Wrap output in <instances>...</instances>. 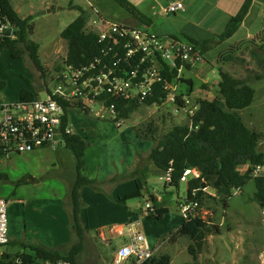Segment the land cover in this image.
Listing matches in <instances>:
<instances>
[{
    "label": "rangeland",
    "instance_id": "rangeland-1",
    "mask_svg": "<svg viewBox=\"0 0 264 264\" xmlns=\"http://www.w3.org/2000/svg\"><path fill=\"white\" fill-rule=\"evenodd\" d=\"M17 3H20V0H11L12 7H15ZM24 3L28 5L30 1L26 0ZM45 6L41 0H36L37 11L32 15L34 30L29 37L30 41L39 44L43 75L36 70L26 54L21 60H14L3 53L0 56V82L4 83V90L0 92V102H16L18 93L23 88L32 91L38 99H46L45 91L53 87L56 68L60 67L67 53L66 44L60 38V32L77 18L78 7L88 11L90 16L97 12L114 22L146 30L144 25L137 23L113 0H48V7ZM254 17L250 19L249 27L247 26L248 33L246 30H240L230 39V44L240 45L242 51L235 52V54H232L234 49L225 51L222 63L217 64L218 53L231 46L228 47L229 44L216 45L203 56L202 64L198 62L191 71H184L185 80L192 81V90L186 82H180L178 92L187 93L191 105L200 99L212 100L218 95L219 70L226 71L233 77L247 82L255 91L254 101L251 106L239 114L250 129L261 134L259 149L264 151V41L258 48L254 44L256 40L253 41L248 37V35L257 37L261 33L263 35L260 39L264 38V7L261 15ZM167 19L172 20L173 15ZM68 117L72 132L85 138L89 144V149L84 156L87 163L86 173L89 176L92 175L97 181H102L97 178H105L110 170L112 165L110 158L117 164L116 161H119L116 158L128 159L129 153L136 151L141 154L147 149L151 150L156 144L157 141L139 139L134 132L135 128L146 130L147 126L151 125L152 129H156L154 137L158 140L172 126L185 122L183 116L175 112L170 104L140 106L128 119L118 120L121 123L119 128L116 126L115 118H110L106 110L100 111L98 106H94L93 113L89 115L79 114L72 110ZM64 154L60 156L59 164L66 163L70 155L72 156L70 151H64ZM46 157L47 159H42L38 153L34 152L23 153L20 156H14L9 163L0 167L7 173L3 182V185L8 187L7 196L8 194L15 195L9 203L10 206H22L17 201L21 197L25 206L24 210L27 212H30L31 205L41 204L40 194L43 192L40 191L39 174L48 168L51 160L57 162V155L48 153ZM136 166L139 168L136 169L145 177L150 172L158 176L151 175L148 181L140 178V182L137 180L141 195L128 199L129 212L118 210V208L114 210L104 197L96 196L92 190L86 188L83 199L89 208L85 209L84 217L87 218L92 235L89 234L90 245L87 247L85 244L79 256V264H113L115 240L118 241L119 237L116 236L117 233L114 237L104 234L106 237L101 239L98 237L99 233H95L98 230L96 228L100 227V224L106 225L108 226L105 229L106 232L111 226L114 228L121 226L124 224L123 221L121 219L112 220L111 215L122 217L123 214L128 220L130 213L135 215L131 221L138 222V230L152 247L155 246L157 255L169 256L170 264H264V209L254 200L256 189L252 180L240 191L233 192L226 208L223 207L222 202L218 201L220 199L213 190L204 189L209 197H206L202 206H199L197 215L210 225L217 227L219 233L206 238L205 246L195 261L188 253L189 240L182 236H171L182 223L177 203L186 197L187 182L181 181L178 189L165 187L164 174L153 170L154 166L145 153L138 157ZM240 170L244 171L243 168ZM47 172L49 175L50 170L47 169ZM192 177L193 175H188L187 181ZM35 184L38 185L35 186ZM119 185L123 188L133 186L132 192L138 191L134 182L123 181ZM120 191L119 187L115 189L114 199H117ZM52 192L58 196L62 191L52 189ZM151 195L158 203L168 208V213L156 222L147 218L148 212L145 208L146 203L153 204L150 200ZM52 205L58 207L59 202L55 201ZM10 225L14 239L18 241L19 222L15 223L12 220ZM65 234L64 241L70 240L71 234L67 235L66 232ZM44 235L49 241L60 244L57 231L56 237H53V232L48 230L44 232ZM13 247H6L7 251ZM4 249L5 247L1 248L2 252ZM20 251L17 250L16 253ZM5 253L7 252L4 251L3 254ZM16 253H10L12 261Z\"/></svg>",
    "mask_w": 264,
    "mask_h": 264
},
{
    "label": "trees",
    "instance_id": "trees-1",
    "mask_svg": "<svg viewBox=\"0 0 264 264\" xmlns=\"http://www.w3.org/2000/svg\"><path fill=\"white\" fill-rule=\"evenodd\" d=\"M124 12L129 14L137 23L146 24L149 19L140 13L134 5L127 0H113ZM252 0H245L237 14L230 18L224 31L214 38L202 41H191L201 56L211 51L216 45L223 43L233 36L245 18ZM79 15L61 32L60 38L65 42L67 53L64 59L67 65L80 67L89 64L99 52L97 36L87 32L85 27L90 16L89 12L81 7L77 8ZM0 16L6 17L17 28V38L9 40L0 38V56L4 53L11 59L21 60L27 55L40 74L44 69L39 56V44L30 41L29 37L34 30L33 17L29 15L21 18L15 12L10 0H0ZM264 40V38L262 37ZM264 57V56H263ZM60 67L56 68L58 72ZM170 80V78H169ZM192 90V81L181 79ZM4 90V83L0 82V92ZM46 91L50 93V88ZM187 95V93H186ZM164 94L157 89L155 97L145 101L146 106H153L156 102L162 105ZM255 91L244 80L219 70L218 95L212 100L200 99L194 104L198 109L184 123L172 126L168 131L157 138L154 137L156 129L148 125L146 130L134 129L136 136L141 140L156 142L149 152V160L161 174L169 173L170 182L165 187L178 189L183 174L187 170L196 171L198 176L192 177L186 186V204L197 202L198 208L202 206L208 193L204 189H211L223 203L228 206V200L234 191H240L249 181L255 185L254 200L264 209V151L259 149L261 134L250 129L243 121L239 112L251 106L254 101ZM35 94L28 89H21L18 100L31 102ZM106 104L115 105L116 118L128 119L140 106L139 103L128 102L122 99L107 98ZM182 105V103H179ZM180 107V105H178ZM75 110L79 114L89 115L88 110L65 109V116L61 125V142L65 149L69 150L75 159V175L68 181V189L65 195V205L69 209V226L71 241L67 245L58 248H47L43 245L12 243L8 246L18 247L22 250L14 255L3 254L0 264H43L49 262H68L79 264V256L84 250L85 244L90 245L88 230L81 218L82 203L80 191L84 186H92L93 181L82 174L84 169V153L89 144L86 139L72 131L67 134L69 124L68 114ZM241 167H245L243 172ZM262 169L255 175L257 169ZM6 179V176L3 175ZM205 185L202 187V185ZM140 197L138 191L126 195V199ZM211 198V197H210ZM153 212L147 210V218L156 222L168 213V208L150 197ZM179 204V203H177ZM219 230L210 225L200 216L182 220L181 225L171 236H182L189 240L188 253L196 261L202 252L206 238L218 234ZM144 264H170L167 255H156Z\"/></svg>",
    "mask_w": 264,
    "mask_h": 264
},
{
    "label": "built area",
    "instance_id": "built-area-1",
    "mask_svg": "<svg viewBox=\"0 0 264 264\" xmlns=\"http://www.w3.org/2000/svg\"><path fill=\"white\" fill-rule=\"evenodd\" d=\"M184 9L182 2L174 1L165 7L163 14L176 15ZM85 29L97 36L99 45L98 54L89 64L74 67L63 60L50 93L45 91V100L35 97L31 102H0L2 157L59 144L66 108L93 113V107L98 106L100 111L106 110L110 118H115L118 128L121 127L115 105L106 104L109 97L146 106L145 101L155 97L159 89L164 94L159 98L163 99L162 105H172L185 120L188 121L198 109L197 104H190L186 94L178 92L184 71L203 61V56L192 44L158 37L147 30L109 20L97 12L89 16ZM16 32L17 28L6 17L0 16V38L15 40ZM153 106L158 104L155 102ZM65 130L67 134L71 132L69 128ZM261 170L257 169L255 175ZM192 173L187 170L181 181H187V176ZM164 179L165 183L170 182L169 173L164 174ZM185 201L186 198L180 199L178 208L182 220L186 221L197 216L198 203L186 204ZM145 208L154 211L152 204L146 203ZM7 209V200L0 197V257L3 255L1 248L10 242ZM137 226V223L129 222L115 229L119 240L113 264H144L157 255V249L149 245Z\"/></svg>",
    "mask_w": 264,
    "mask_h": 264
},
{
    "label": "crops",
    "instance_id": "crops-1",
    "mask_svg": "<svg viewBox=\"0 0 264 264\" xmlns=\"http://www.w3.org/2000/svg\"><path fill=\"white\" fill-rule=\"evenodd\" d=\"M25 1L26 0H20V3H17L15 7L13 6V9L21 18H25L29 15H33V13L37 11L36 0H29L30 3L28 5L24 3ZM127 1L132 5H134L140 13H142L149 19L148 23L146 24L142 23V25L146 27V30L148 32L153 33L158 37H169L184 43H190L191 41L194 42L207 41L214 38L216 35H220L224 31L230 18L237 14V12L241 8L245 0H127ZM174 1L182 2L185 6V9L183 12L173 15V19L170 20L167 18L171 15H164L163 10L169 3ZM41 2L43 3V6L46 5L45 7H48L47 6L48 0H41ZM145 4L147 5L145 6ZM139 6L141 8H139ZM263 7H264V0H252L245 18L243 19L241 25L239 26V28L231 38H233L234 35L240 30L247 31L248 30L247 26L250 23V19L254 16L261 15ZM164 17L167 18L164 19ZM134 27L136 28V26ZM261 35L263 34L260 33V35L258 34L257 37L248 35V37L251 40L253 41L256 40L254 41L255 42L254 44L255 46H258V48L259 45H261V43L264 41L263 39H260ZM231 38L221 43V45L229 44L228 47L230 46L231 47L221 51V53H218L217 64L222 63L223 54H225V51H230L231 49H234L232 51V54H235V52H239L240 50L242 51L240 45L235 44L232 46V44H230ZM202 63L203 61L201 62V64ZM68 122L70 123V121ZM68 127L72 131V127L70 126V124H68ZM125 144H129V143H125ZM87 149H89V146ZM87 149L85 150V153L87 152ZM64 151L67 152L69 150L65 149L64 145L61 142L59 144L57 143L52 148H44L33 151L34 153H38V156L42 159L43 158L47 159L46 156H48V153L50 155L51 153L53 155H57V162L51 160L48 168H45L43 172L39 174L40 175L39 177L41 178V182L40 184L39 183L38 184L41 187V188L39 187L40 191L43 192L40 194L42 196L41 197L42 201L41 204L35 203V205H31L32 208H30V212L24 210L25 206L23 204L22 197L18 198L17 200L19 203H21L22 206H16V205L10 206L9 203L12 202L11 199L15 198V195L8 194L7 196L8 187L3 185V182L5 180L3 175L6 176L7 173L0 169V196H4L5 197L4 199L7 198L6 199L8 203L7 215L9 220L10 242L12 243L20 242V243H26L32 245L40 244L47 248H55L57 246L58 247L62 246V244L67 245L71 241V239L64 241V239H66L65 232L67 233V235L71 234L70 226H69V221H70L69 209L65 205V195L68 189V181L71 178L73 179L75 175V169H74L75 159L74 157L72 158L73 155L72 156L70 155V159L66 160V163L62 162L59 164L58 160L60 156L65 155ZM149 152L150 149L141 152V154L136 151H133V153H129L128 156L130 157L128 159L116 158V160L119 161V162L116 161L117 164H115V162L112 161V158H110L109 161L112 165L110 166V170L106 173L105 178H101V179L97 178L98 180H102V181H97L92 175L89 176L86 173L87 170L86 157H83L84 169L82 170V174L91 181H93L92 186H84L80 191V199L82 203L81 218L83 223L85 224V227L89 232L88 236L89 234L92 235V233L90 232L89 223L86 220L87 218L84 217L85 209L89 208L87 202H85V200L83 199L84 194L86 192V188L92 190L93 194H95L96 196L104 197L108 201L106 202L114 210H117L118 208V210H124L125 212H129L127 206L128 199H126L125 196L133 193L132 192L133 186L123 188L119 184L122 183L123 181L134 182L138 188L137 189L138 192L141 195L140 185L137 184V180L139 182L140 179H145L144 181H148L151 178V175L153 174H151L150 172V174L148 173L149 174L148 176L146 177L143 176L142 175L143 173L137 170L139 168L136 166V163L138 162V157L140 155L145 153V156L146 155L149 156ZM20 155L21 154H11L9 157L6 158L0 155V167L6 163H9L14 156H20ZM152 166L154 165L152 164ZM121 168L122 170L120 171ZM241 168L245 170V167H241ZM47 169L50 170L49 175ZM153 170L157 171L155 166ZM191 175H193V177L198 176L196 171H193ZM153 176H158V175H153ZM38 184H35V186H37ZM118 187L120 188L121 191L119 192L117 199H114L113 195L115 193V189H117ZM52 189H59V191L62 192L57 196L56 193L52 192ZM55 201L59 202L58 207L52 205ZM111 217L112 220L121 219V221H123L124 223L121 224L122 226L125 225L126 223L132 222L131 220L133 217H135V215L131 213L128 214L129 217L128 220H126L125 218L126 216L123 214L122 217H118L114 214H112ZM12 220L15 223L19 222L20 232L17 237L19 238L18 241L14 239L15 236H13L10 229L11 227L10 223ZM106 227L108 226L106 225L104 226L100 224V227L96 228L98 230L95 233H99L98 237H100L101 239H104L106 237L104 234H106L107 236L113 235L114 237V234L116 233L115 229L119 226H116V228L111 226L105 232ZM47 230L53 232V237H56V231L58 232V239L60 244H55L54 242H51L46 238L44 232H46ZM21 238L23 239L21 240ZM90 243H91V238H90ZM115 243L117 245L118 241L115 240ZM6 247L3 250V252L4 251L7 252L5 254L16 253L17 250L18 251L20 250L18 249V247L16 248L13 247L10 249L8 248L9 250L7 251ZM152 248H155V246Z\"/></svg>",
    "mask_w": 264,
    "mask_h": 264
},
{
    "label": "water",
    "instance_id": "water-1",
    "mask_svg": "<svg viewBox=\"0 0 264 264\" xmlns=\"http://www.w3.org/2000/svg\"><path fill=\"white\" fill-rule=\"evenodd\" d=\"M205 185L203 184L202 187H204ZM263 259H264V255H263Z\"/></svg>",
    "mask_w": 264,
    "mask_h": 264
}]
</instances>
